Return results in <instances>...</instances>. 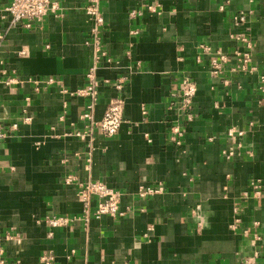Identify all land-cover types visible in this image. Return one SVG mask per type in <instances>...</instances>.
I'll use <instances>...</instances> for the list:
<instances>
[{
    "label": "crops",
    "instance_id": "0c3cea01",
    "mask_svg": "<svg viewBox=\"0 0 264 264\" xmlns=\"http://www.w3.org/2000/svg\"><path fill=\"white\" fill-rule=\"evenodd\" d=\"M55 1L30 26L0 15V264H264V0H98L97 43L88 0ZM236 49L257 70L211 74ZM94 67L90 110L77 91ZM185 76L191 120L171 108ZM117 98L108 136L92 120ZM88 179L121 191L123 215L82 219Z\"/></svg>",
    "mask_w": 264,
    "mask_h": 264
},
{
    "label": "built area",
    "instance_id": "2783aa9c",
    "mask_svg": "<svg viewBox=\"0 0 264 264\" xmlns=\"http://www.w3.org/2000/svg\"><path fill=\"white\" fill-rule=\"evenodd\" d=\"M59 5L55 0H11L7 5H0V15L5 16V13H9L11 16V24L17 25L23 20H27L25 25L30 26L31 21H41L45 16L51 13H58ZM86 11L88 12L91 19V29L97 37L100 31V27L104 24V14L101 10L98 0H88ZM141 10H133L132 15L141 14ZM239 22H244L245 17H238ZM237 39L241 41H248L249 38L245 33L237 34ZM2 36H0L1 38ZM248 46H250L248 41ZM204 49L208 51L209 46L203 45ZM252 52L249 49H236L231 55L229 53L219 52L218 56L211 57L210 72L213 75L223 76L229 70V72H238V71H249L255 72L257 66L252 63ZM223 82L228 85L229 78L223 77ZM261 87L264 91V74L260 75ZM100 79L96 74V67L91 68L87 73V86L81 88L77 91L78 94L85 95L89 99L88 108L91 110L97 104L96 101L99 95V84ZM119 86L121 84L119 83ZM197 92V85L191 77L185 76L181 81V86L177 98L172 99L171 108L176 106L182 114H187L193 103V97ZM84 117L91 118V112L88 110L83 113ZM187 120H191L190 115H188ZM103 133L108 136H114L118 133L121 125L124 122V103L123 99L117 98L110 102L107 107L103 117L99 121L92 120ZM181 121L177 120L172 124V139L177 144L182 143V129ZM82 134V133H81ZM229 134L234 135V128L229 129ZM244 131L239 130L238 136H242ZM8 136L0 127V142ZM82 136H84L82 134ZM1 144V143H0ZM233 153L231 150L228 155ZM254 188L256 187V193L260 194L258 184H253ZM158 189L149 188L147 190H142V194L147 192H156ZM78 196L84 203V211L82 219H89L91 214L95 215L96 218H101L104 215H109L112 217H119L123 215V211L120 207L121 201V191L116 190L109 186L103 180H94L88 179L84 181L79 189ZM79 218V217H78ZM76 217L69 215L64 216H52L49 218V221L53 225H64ZM250 264V263H249Z\"/></svg>",
    "mask_w": 264,
    "mask_h": 264
}]
</instances>
